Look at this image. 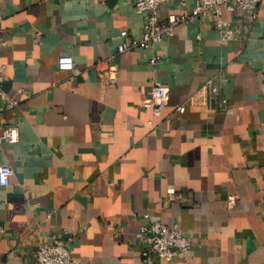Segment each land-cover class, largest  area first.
<instances>
[{
	"label": "crops",
	"instance_id": "obj_1",
	"mask_svg": "<svg viewBox=\"0 0 264 264\" xmlns=\"http://www.w3.org/2000/svg\"><path fill=\"white\" fill-rule=\"evenodd\" d=\"M135 3L0 0L3 88L18 100L0 134L20 132L0 142V164L14 169L0 184V264H40L35 250L54 234L71 264H264V0L246 37L224 41L213 14H199L120 51L143 35ZM197 3L165 2L161 17ZM63 54L79 74L57 68ZM215 77L227 103L204 87ZM154 83L172 88L161 115L142 105ZM147 212L194 246L145 260Z\"/></svg>",
	"mask_w": 264,
	"mask_h": 264
},
{
	"label": "built area",
	"instance_id": "obj_2",
	"mask_svg": "<svg viewBox=\"0 0 264 264\" xmlns=\"http://www.w3.org/2000/svg\"><path fill=\"white\" fill-rule=\"evenodd\" d=\"M171 0H136V12L145 17L144 31L142 38H134L131 42L126 40L119 45L120 51L142 46L150 48L164 38L173 36L177 26L186 22L199 14L209 16L213 14L215 27L218 29L224 41L246 37L251 28V21L257 18L258 8L263 0H198L196 7L191 13H171L166 19L161 17L160 10L165 2ZM186 3V0H179ZM241 10L248 21L241 24L234 23L225 16L226 11ZM124 37L129 36V31L122 32ZM152 62L160 60L155 56ZM59 70L73 71L79 74L82 70L76 64L72 55L63 54L57 64ZM6 79L5 65L0 64V120L7 109L14 108L18 100L9 96L4 90L3 83ZM113 79V78H112ZM115 81V80H114ZM209 90L211 100L220 99L222 103H227V98L222 95L221 86L215 78L207 80L204 84ZM172 88L166 84L154 83L142 101L144 107H149L157 115H161L169 105ZM20 139L19 123L5 126L0 134V142H17ZM14 169L10 164H0V184L8 186L12 182ZM236 204V196L229 198V206ZM147 223L143 224L137 236L145 243L143 255L145 260H150L152 256L161 259L172 260L179 252L191 249L195 242L187 235L179 223L169 224L163 220L154 218L150 212L145 214ZM40 264H71L74 260L72 252L66 240L54 234L50 241H43L34 253Z\"/></svg>",
	"mask_w": 264,
	"mask_h": 264
}]
</instances>
